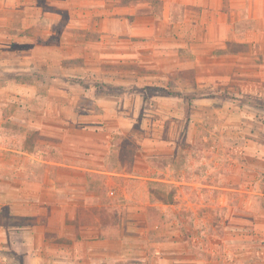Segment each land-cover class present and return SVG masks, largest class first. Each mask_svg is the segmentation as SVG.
Returning <instances> with one entry per match:
<instances>
[{
    "label": "rangeland",
    "instance_id": "rangeland-1",
    "mask_svg": "<svg viewBox=\"0 0 264 264\" xmlns=\"http://www.w3.org/2000/svg\"><path fill=\"white\" fill-rule=\"evenodd\" d=\"M207 2L0 0V264H94L70 251L78 211L126 219L124 264H264V37L213 60ZM246 5L237 26L264 27V0ZM86 125L112 133L106 159ZM51 160L128 171L99 174L115 213L75 206L95 193L65 182L87 175Z\"/></svg>",
    "mask_w": 264,
    "mask_h": 264
},
{
    "label": "crops",
    "instance_id": "crops-1",
    "mask_svg": "<svg viewBox=\"0 0 264 264\" xmlns=\"http://www.w3.org/2000/svg\"><path fill=\"white\" fill-rule=\"evenodd\" d=\"M177 2L179 3L181 2L186 5L197 4L196 0H177ZM258 2L259 0H255V5H257ZM246 4H247V0H240L238 3H235L234 0H211L210 3L207 2V5L210 8L209 11L211 14H213V31L215 32L213 33V35L215 34V42H214L215 45L213 46V50L215 49L221 50L222 51L221 53H223L222 56L219 57L217 55L218 54L217 51H216V54L213 51V60L217 61L218 58H223L224 55L228 56L233 53L237 55L236 52H231L230 50H227V51L224 50V48H226V46L228 45L229 41L235 40L241 44H244V43L253 44L254 46L260 45L259 42L262 39L261 37H264V27L263 25L261 26L262 23L257 24V26L253 28H246L244 30L239 28L236 24L242 18L243 10L247 7ZM207 5L205 7H207ZM223 16H225V18H223ZM255 16L257 17V14ZM216 32L218 33V35H216ZM254 34H256L257 37H254L253 36ZM1 38H5V36H2ZM2 44L3 43L0 44V53L5 52V50L2 47L3 46ZM30 57L31 56L26 55L24 56V59L26 60V59H29ZM248 58H249V55L248 53H246L245 55H241L240 60H243V59L248 60ZM257 60L260 61V54L258 55ZM263 60H264V56H262V61ZM218 66L219 65H217L216 68L213 67V73L216 72L215 74H217L218 77L227 78V77H233L235 74H239L237 72H233L232 69L231 71H229V69H226V70L222 68L218 69L219 68ZM259 66H261V70L258 73V75H263L264 70L262 69L264 68V63L263 64L261 63V65L259 64ZM16 83H17L16 84L17 86L21 87L22 89L24 88L23 90L24 92L29 91V90L32 91V89H34L35 91L37 90L36 82H31V81L30 82H27V81L19 82L16 80ZM100 102L98 103L101 104ZM86 110L87 109L81 110V111L74 110L73 113H77L76 118H80V120L85 119L86 121L84 122H87L88 118H93V116H97V114H94L91 112L88 113ZM118 119L121 120V124H124V120H126L127 118H125V116H121ZM64 121L70 123V121H67L65 119ZM90 121H92V119H90ZM79 123H82V122H79ZM60 127L66 130L68 129V126H60ZM73 128L81 130L85 133L87 132L89 135H87L86 138H91L90 136H92L93 138L102 137V138H105L106 142L108 141L107 147L105 145L104 147L97 148V149H101L103 153L102 155L98 157L99 159H106L113 152L114 143H113V135L111 132L96 129L88 125L75 126ZM72 141L81 144L79 146V147H82V149H80L81 154H82V156L80 157V160H87L90 156H92L89 154V151H91L92 149H95L94 148L95 145H93L95 144L94 142H92L91 140H81V139H78V140L72 139ZM90 145L94 147H91ZM50 162L52 164H57L58 166H63L64 167L63 169L65 170H69L73 172L78 171L81 173L83 172V174L85 175H87L86 173L88 172L100 173V174L101 173L128 174L127 173L128 171L123 172V171H117V170H112V169H100V168L92 167L90 165L87 166L85 164H82V165L72 164V163L61 161V160L60 161L51 160ZM65 183H69L67 185L70 188L80 186L85 189L86 187L85 183L82 184L81 181L80 182L78 181V183L76 184L70 183V181L65 182ZM71 199L72 201H74L73 203L75 204V206H79V209L81 207L82 210H84L82 206H84V208H87V206H93L98 209L97 213H99V210L102 207L99 197H96V196L93 197V199H90L88 197L80 196L76 194V195H72L70 197V200ZM104 209L107 210L106 213L110 211H112L113 214L115 213L114 208L109 209L105 207ZM81 213L82 212L80 211H78V213L75 212L76 215L74 214L73 216L67 217L66 219L67 221L69 220L74 221L72 223H76L74 225L76 226V228H79V231H76V232H66L67 238L71 239L73 243V246L70 248L71 249L70 251L71 252L75 251L76 253H78L80 258L88 257L91 261H93L94 264H117V263L124 264L123 263L125 260L124 256L127 254L124 251L126 248H129L127 242H129L128 240L129 238H131L128 232L129 227H125V224H123V222L126 219L121 218L120 221H118L117 223H113V221H111L112 226L109 227L105 225V219L101 217L100 213L92 217L91 215L84 217V214L82 215ZM119 215L121 214L119 213ZM84 219H86L87 222L88 221H91V222H88L89 224H86V223L83 224L82 221ZM77 221L79 223H77ZM90 224H93V226ZM121 224H122V227H121ZM92 227H96L97 231H95L94 233H89L88 230H90ZM76 244L78 245L76 246ZM110 246L114 248H111ZM164 258H165V262L162 261L160 264H174V261H172L171 258L169 259V257H165V256ZM84 262L85 260L79 263L84 264ZM86 262L91 263L90 261H86Z\"/></svg>",
    "mask_w": 264,
    "mask_h": 264
},
{
    "label": "trees",
    "instance_id": "trees-1",
    "mask_svg": "<svg viewBox=\"0 0 264 264\" xmlns=\"http://www.w3.org/2000/svg\"><path fill=\"white\" fill-rule=\"evenodd\" d=\"M87 174V181L85 182V189L90 191V192H94L96 197H99V200L101 201L102 207L103 208H109L112 207L113 205H110L111 200H109V198H107V194H108V190H109V186L106 183V181L103 179L102 175H99L100 173H92V172H88ZM93 178H96L95 180ZM101 198V199H100ZM84 207V206H82ZM87 208L89 209H96V211H98V209L96 207L93 206H87ZM87 210V209H86ZM100 211V210H99ZM78 218V217H77ZM83 223H87V220L84 219L82 221ZM91 222V221H88ZM77 223H79L77 221ZM112 223L110 221H105V225L111 227Z\"/></svg>",
    "mask_w": 264,
    "mask_h": 264
}]
</instances>
